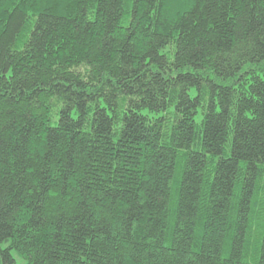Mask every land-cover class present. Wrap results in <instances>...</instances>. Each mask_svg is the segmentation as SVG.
<instances>
[{
	"label": "trees",
	"instance_id": "1",
	"mask_svg": "<svg viewBox=\"0 0 264 264\" xmlns=\"http://www.w3.org/2000/svg\"><path fill=\"white\" fill-rule=\"evenodd\" d=\"M13 252L264 264V0H0Z\"/></svg>",
	"mask_w": 264,
	"mask_h": 264
},
{
	"label": "rangeland",
	"instance_id": "2",
	"mask_svg": "<svg viewBox=\"0 0 264 264\" xmlns=\"http://www.w3.org/2000/svg\"><path fill=\"white\" fill-rule=\"evenodd\" d=\"M193 93L195 94V92ZM13 255L17 261V264H26L25 261L16 252H13Z\"/></svg>",
	"mask_w": 264,
	"mask_h": 264
}]
</instances>
